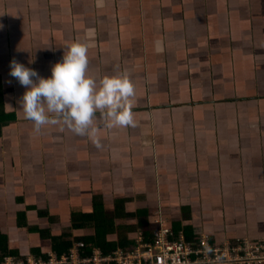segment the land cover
Here are the masks:
<instances>
[{"label":"crops","instance_id":"crops-1","mask_svg":"<svg viewBox=\"0 0 264 264\" xmlns=\"http://www.w3.org/2000/svg\"><path fill=\"white\" fill-rule=\"evenodd\" d=\"M0 25V234L10 250H52L42 231L94 235L71 228L94 205L107 246L146 238L157 216L214 244L264 238V0H0ZM89 29L87 74L127 71L135 87L136 126L108 128L97 113L99 148L60 125L35 132L19 105L27 89L9 75L15 58L50 78Z\"/></svg>","mask_w":264,"mask_h":264},{"label":"clouds","instance_id":"clouds-1","mask_svg":"<svg viewBox=\"0 0 264 264\" xmlns=\"http://www.w3.org/2000/svg\"><path fill=\"white\" fill-rule=\"evenodd\" d=\"M104 4L105 0H96V7ZM94 36L95 30L89 29V42L69 44L62 60L51 68L50 78H41L15 58L10 61L9 75L27 89L19 100L20 110L24 119L32 122L35 132L40 133L44 126L60 125L61 130L67 128L78 136L90 135L99 148L97 113L108 128L136 126L135 87L127 71L98 80L87 74L88 50L95 47ZM157 51H162L159 44Z\"/></svg>","mask_w":264,"mask_h":264},{"label":"built area","instance_id":"built-area-1","mask_svg":"<svg viewBox=\"0 0 264 264\" xmlns=\"http://www.w3.org/2000/svg\"><path fill=\"white\" fill-rule=\"evenodd\" d=\"M149 235H139L129 247L109 252L74 241L67 251L7 254L0 264H264V238L214 244L208 233L185 237L157 216Z\"/></svg>","mask_w":264,"mask_h":264},{"label":"trees","instance_id":"trees-1","mask_svg":"<svg viewBox=\"0 0 264 264\" xmlns=\"http://www.w3.org/2000/svg\"><path fill=\"white\" fill-rule=\"evenodd\" d=\"M98 204V203H97ZM99 212L97 206L94 205L93 212L91 214H85L80 213L76 216L73 215L71 217V228L72 229H82L87 227L88 225H92L95 228V234L90 236H83V237H77L72 240L69 238L65 240L67 236L62 235L60 237H50L48 232H40L42 237H46L50 239L52 250L58 254H61L71 246L72 241H82L84 244H86L89 248L98 247L104 252H109L111 250L116 249L117 247L121 246H107V242L104 241L103 233L101 232V225H99ZM24 220L23 217H19V225L20 227H24ZM111 223V222H107ZM185 235H190L189 232H184ZM7 237L0 234V261L3 259V257L7 254H19L17 251L10 250L7 243ZM129 247V246H128ZM126 248V247H123ZM39 251H36V254H38Z\"/></svg>","mask_w":264,"mask_h":264}]
</instances>
